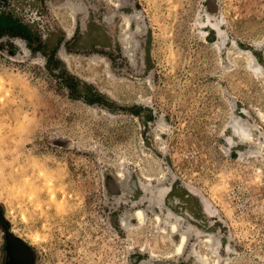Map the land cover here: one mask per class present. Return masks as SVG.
<instances>
[{"label":"rangeland","instance_id":"374dc122","mask_svg":"<svg viewBox=\"0 0 264 264\" xmlns=\"http://www.w3.org/2000/svg\"><path fill=\"white\" fill-rule=\"evenodd\" d=\"M0 16L25 27L0 36V207L36 264H264V0Z\"/></svg>","mask_w":264,"mask_h":264},{"label":"flooded vegetation","instance_id":"af4514ba","mask_svg":"<svg viewBox=\"0 0 264 264\" xmlns=\"http://www.w3.org/2000/svg\"><path fill=\"white\" fill-rule=\"evenodd\" d=\"M22 242L29 247L27 242ZM3 253L2 264H36L35 253L33 250L31 248L26 250L22 245L17 244L14 241L5 240L3 245ZM13 254L18 255V258H14Z\"/></svg>","mask_w":264,"mask_h":264},{"label":"trees","instance_id":"16d2710c","mask_svg":"<svg viewBox=\"0 0 264 264\" xmlns=\"http://www.w3.org/2000/svg\"><path fill=\"white\" fill-rule=\"evenodd\" d=\"M21 30H25V27L17 20L9 16H0V36H21Z\"/></svg>","mask_w":264,"mask_h":264},{"label":"water","instance_id":"95a60500","mask_svg":"<svg viewBox=\"0 0 264 264\" xmlns=\"http://www.w3.org/2000/svg\"><path fill=\"white\" fill-rule=\"evenodd\" d=\"M0 229H2L4 233V239L7 241H14L17 244H20L24 247V249L29 250L30 248L22 242V239L16 235H14L11 231L10 225L6 220L2 208L0 207ZM14 258H18V255L13 254Z\"/></svg>","mask_w":264,"mask_h":264},{"label":"bare ground","instance_id":"6f19581e","mask_svg":"<svg viewBox=\"0 0 264 264\" xmlns=\"http://www.w3.org/2000/svg\"><path fill=\"white\" fill-rule=\"evenodd\" d=\"M237 131L239 132L240 136H245L246 135V130L245 129L237 128ZM6 148L9 150V152L12 155L14 154L15 150L13 151V144H12V142L10 140H6ZM11 231H12L13 234H15V231L13 229ZM34 239H36V238H34Z\"/></svg>","mask_w":264,"mask_h":264}]
</instances>
